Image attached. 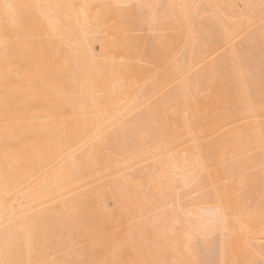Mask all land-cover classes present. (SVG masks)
I'll list each match as a JSON object with an SVG mask.
<instances>
[{"label":"bare ground","instance_id":"6f19581e","mask_svg":"<svg viewBox=\"0 0 264 264\" xmlns=\"http://www.w3.org/2000/svg\"><path fill=\"white\" fill-rule=\"evenodd\" d=\"M0 264H264V0H0Z\"/></svg>","mask_w":264,"mask_h":264}]
</instances>
